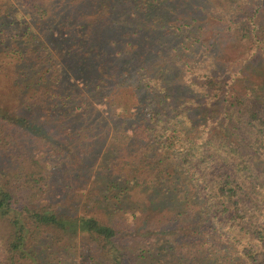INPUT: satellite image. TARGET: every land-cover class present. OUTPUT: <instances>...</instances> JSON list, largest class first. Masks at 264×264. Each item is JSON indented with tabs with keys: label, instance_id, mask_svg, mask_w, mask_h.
<instances>
[{
	"label": "trees",
	"instance_id": "trees-1",
	"mask_svg": "<svg viewBox=\"0 0 264 264\" xmlns=\"http://www.w3.org/2000/svg\"><path fill=\"white\" fill-rule=\"evenodd\" d=\"M6 11L45 42L0 48V264H264V76L213 48L264 62V0Z\"/></svg>",
	"mask_w": 264,
	"mask_h": 264
},
{
	"label": "rangeland",
	"instance_id": "rangeland-1",
	"mask_svg": "<svg viewBox=\"0 0 264 264\" xmlns=\"http://www.w3.org/2000/svg\"><path fill=\"white\" fill-rule=\"evenodd\" d=\"M12 1L13 0H0V48L3 47L2 44L4 43L8 46H15L14 43L21 45L32 37H35L34 42L37 44L42 41L45 42V39L41 40L42 36L40 30L33 24L32 19H29L23 14L21 16L15 13H10L8 15L6 10L9 8V3ZM219 36L221 37V39H219L220 43L216 44L213 48L214 52L219 56V63H221V66H223L222 64L225 62H233L237 59L245 64L241 68V62L238 65L236 63L234 65L235 69L241 68L239 71H243V74L251 76L253 80L257 81L258 79L255 77L261 78L264 76V62L260 51L251 49L250 46L245 45V43H235L225 40V33L221 32ZM251 52L252 54L249 56ZM237 60L235 62H237ZM259 74H261V76H258ZM3 76L4 75L0 73V93L3 92L4 94L6 93L5 90L9 92V86L8 79L6 78V80H4ZM75 262L77 261L75 260Z\"/></svg>",
	"mask_w": 264,
	"mask_h": 264
}]
</instances>
